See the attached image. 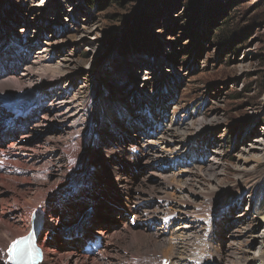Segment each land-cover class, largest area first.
<instances>
[{
	"label": "rangeland",
	"instance_id": "1",
	"mask_svg": "<svg viewBox=\"0 0 264 264\" xmlns=\"http://www.w3.org/2000/svg\"><path fill=\"white\" fill-rule=\"evenodd\" d=\"M42 48L46 59L35 65V77L32 67L29 80L18 81L25 68L22 59L32 60ZM13 64L23 68L6 78L2 74ZM47 65L64 72L58 86L18 91L37 76L49 79L51 74L43 71ZM6 81L0 85V167H10L12 154L20 164L9 169L15 174L1 179L0 187L14 194L19 205L36 201L31 198L35 192L45 195L69 183L66 191L76 193L82 184L98 192L88 226L113 231L127 264H171L169 257L179 258L177 248L183 245L188 262L180 260L182 264L246 259L261 264L264 0H0V84ZM60 99L72 100L70 113L81 110L73 130L63 126L64 116L56 118L57 112L50 111ZM27 107L26 120H11L13 110L20 113ZM158 127L164 128V136L171 131L172 141L184 142L179 144L178 152L185 155L178 165L167 164L171 154L149 162L137 147L130 152L137 137ZM93 159L98 167L91 173L101 163L105 167V178L97 185L82 175ZM183 160L195 165L190 174H180ZM114 169L128 174L133 187L147 186L146 195L141 192L140 214L133 211L132 220L123 209L128 197L118 192ZM161 173L169 176L163 184ZM82 196L73 199L79 212L85 210ZM10 198L3 197L0 212ZM175 203H184L186 213L180 216ZM162 211L171 215L159 221ZM197 216L204 222H197ZM185 225L190 233L182 238L187 240L163 245ZM155 227L166 234L156 235L153 248L158 254L128 248L132 234L155 237ZM75 245L89 261L99 253L86 255V244Z\"/></svg>",
	"mask_w": 264,
	"mask_h": 264
},
{
	"label": "bare ground",
	"instance_id": "2",
	"mask_svg": "<svg viewBox=\"0 0 264 264\" xmlns=\"http://www.w3.org/2000/svg\"><path fill=\"white\" fill-rule=\"evenodd\" d=\"M45 53L46 52L42 48V49H39V52L35 53V56H34V58H32V60L28 61V57H25L22 59L23 61L26 60V62L24 64L25 68L23 70L24 73L21 74V79L18 81H22L23 78L29 80V78H30L29 71L32 67H34L35 70L31 73L35 77V71L37 69V66H35V65L38 63V61L40 62V58H42L45 61V59H46L44 57ZM20 63H24V62H20ZM68 64L69 63H67L65 60L63 63V66L68 68ZM58 66L60 67V64H58ZM63 66L61 65V67H63ZM59 67L56 66V68H55V67L47 65L46 67H44L43 71H46V72L51 74V76H47L49 79L45 78V75L44 76H37L36 75L37 78L33 84H31L32 82L23 83L25 85L24 89L21 90V88H19L18 91L19 92L22 91L23 93H25L28 90L35 92V91H38L40 88L41 89L45 88L47 90L53 89L52 87L55 88L56 86H58L60 84V81H62L61 76H63V74H64L63 71H60L61 69L60 70L58 69ZM22 68H23V66L19 67L18 65L13 64V66H11V68H10V71H9V69H7L4 72V74H2V75L6 74V78H7L9 74L13 75V73L17 69L20 70ZM39 74H41V73H39ZM10 78H12V77L10 76ZM37 79H38V81H37ZM28 80H26V81H28ZM18 81H17V84L19 85L20 83ZM24 81L25 80H23L22 82H24ZM4 83L6 84V83H8V81L3 82L0 85H4ZM3 92H4V90H3ZM32 95H34V93ZM26 99H27V97H26ZM70 101H64V99H60L59 101L53 103V105H54V106H52L53 109H50V111L51 112H57L55 114L56 118H60L61 116H64L61 118L62 119L61 122L63 123V126L69 127L70 130H73L72 128L75 127L76 119L78 118L81 110L76 111L74 113H70V107L69 106H70V103H72V100H70ZM29 102L30 101H28V100L26 101V106H28ZM50 103H52V102H50ZM83 109H85L84 106H83ZM62 110H64L65 112L64 111L62 112ZM19 114H22L20 116H22L26 120V116L28 115L27 112H22V113L20 112ZM45 116H48V115H45ZM149 117L150 118L152 117L151 119L155 118V117L151 116L150 114H149ZM138 119H141L143 121L141 116H138ZM148 125L152 126V123H150V124L148 123ZM118 127L122 128V125H118ZM170 133H171V131H168L167 134L165 133V136H164V128L163 127L155 128V130H153V128H152L150 132H147L145 135H143L139 138L137 137V139H139V142H137V140H136L134 145H131L130 147L128 146L130 148V152L134 154V152L137 151L135 149V147H137L140 150L141 156L144 159H149V162H153V160L156 161L158 159L163 158L165 155L171 154V155H173V157L171 159H169L170 162H168L167 164L168 165H171V164L174 165V164H176V162L177 163L179 162L178 159H180L181 157H184V155H185V151L183 154L178 152V150L181 147V145H179V144H183L184 142L179 141V138H178L177 142L175 141L176 142L175 143L174 141H172V136L170 135ZM154 136H155V138H153ZM166 137H168V139ZM172 146H177V148H172ZM13 147H14V145L10 146V148H13ZM111 152H113V150ZM10 157L13 158L12 160L7 162V164L10 167L9 168L0 167V181L3 178H5V179L12 178L14 176L15 172L10 171L9 169L11 167H15V166L20 164L19 159L17 158L16 154H12ZM20 160H21V162L24 161L23 157ZM96 160L97 159L92 160V162H91L92 165L95 164L93 162ZM185 161L183 160V161H180V163H179V164L183 163L182 165H183V169H184L181 171L180 174H190V172H191L190 167L195 166L193 164H191V166L190 165L188 166V164H187L188 162H185ZM199 161H200V159H199ZM104 162L106 163L107 161L105 160ZM176 165H178V164H176ZM207 166H209V165H207ZM103 168H105V167H103L102 163H101L96 172L91 173V172H89V170H84L82 175H86V176L91 177V180L94 183L93 185H97V183H100L101 180L105 178L103 176V174L101 173V170L103 171ZM163 169H164V171H166V169H167L166 163L163 164L162 171H163ZM198 172L201 173L202 171L199 170ZM113 173L115 175V181L117 183L118 192H120L121 195H125L128 197V199H126L127 205H123V209L125 210L126 213H128L129 216H131V220H132V217L134 216L133 211H136L137 216L140 214L138 209H139V207H141V201L144 198L141 196V192L143 193L142 195L145 196L146 192H147V186H141L140 185V186L133 187L132 186L133 182L126 179L128 174L125 173L122 175V174L118 173L116 169L113 170ZM131 176H134V174H131ZM172 177L173 176H171V178ZM167 178L169 179V176L162 175V173H161L158 177V179L160 181L159 183H161L162 181L166 182L168 180ZM172 179H170V180H172ZM65 180H66V182L69 181L68 178H65ZM161 184H163V183H161ZM69 185L70 184L68 183L66 186H60L59 189H53L52 190V188H51L49 190H46L45 193H47V194H45V195H42L41 194L42 192L41 193L35 192V194L32 195L31 198L32 199L36 198L37 200L34 201L33 203H30V204L24 203L22 205L18 204V198L16 199L14 197V194H11L7 190H5L3 187H0V204L2 203L4 196H7L9 194H10V196H12V198H10L11 199L10 204H8L7 208L2 209L3 211L0 212V264H7L6 263L7 255L5 254L6 251L9 249L11 243L14 240H16V239H18V238H20L26 234V232L29 229L31 216L33 215V213L38 208H40L45 213L46 219H47L45 222L46 223L45 225L47 226L46 231H44L43 241L41 242V248H42V251L44 254V259H43L42 264H61V263L66 264V262L68 264H127V261L123 259L124 254L119 252L120 248H118L117 245L114 243V240L116 241V236L114 235L113 231L111 232L109 230V228L103 227L102 225L98 226L99 228H95L93 230L90 228V225L88 226V224H89L88 223V219H89L88 213H89V210L91 208H94V206H93L94 200H95L94 197L98 196V192L95 190H91L90 188H87L86 185L77 184V187H78V189H80V192L76 194L75 191H66L69 188ZM132 188H134V190H133V194L131 197L129 195L131 193ZM235 188H236V186H235ZM183 189L184 188H182V189L180 188L177 190L179 192L183 193L182 192V191H184ZM25 190H30V187H25ZM30 192H32V191H30ZM239 192L236 191V193H239ZM191 194H192V196H194L196 193H193V191H192ZM214 194H215V192L212 193L211 195H214ZM39 196H40V199H39ZM75 196H78V197L82 196V198H85V200H83L85 203L83 209H85V210L79 212V209L74 208V206H76L74 201H73ZM195 196H199V194H196ZM180 202L181 201H179V202L176 201V203H180ZM131 203L135 204V206L133 208L131 207ZM176 203H175L176 211L181 214L180 216H182L184 213H186V211L184 209V203H182V205H179ZM216 204H218V202ZM170 215L171 214L169 211H162L160 219H158V220L161 221V218L163 216L169 217ZM198 220L204 222L203 219H200L197 216V222H198ZM162 222L165 223V220H163ZM192 222H196V221L193 220ZM258 222H259V224H264V215L259 216ZM1 226H5L4 228H6V229L4 230V228H2ZM95 226H96V224L94 225V227ZM62 227H64V228L57 231L59 228H62ZM87 227H89V228H87ZM8 229L10 230V233L5 235L4 232H7ZM83 229H84L83 238L81 237L80 240L78 239V240L72 241L73 242L72 244L70 242H67V241H69V238H74L78 233L82 232ZM181 230H183V231H181ZM56 232H58V233L56 234ZM153 232H154L153 236H155V237L150 236V237L145 238V239L143 237H141V235H139L138 233L132 234L129 238L130 244H129L128 248L134 253L136 252V253L140 254L143 252H145V253L154 252V253L158 254L157 251H154L153 246H154V244H157L156 240H158V237L163 238L166 234L162 233V231H160V230H157L156 227L153 228ZM188 233H190L189 226L185 225L184 227L173 231L169 236V241L168 240H165V241L161 240V241H163V245H165L166 243H171V244L176 243L178 240H180V241L181 240H187V238L183 239L182 236H184ZM190 236H191V234H190ZM193 238L196 240V237H193ZM90 240L91 241L98 240L100 242V248L96 252V253H98V252L99 253H98L97 257H95L91 261H89L88 258L82 256L81 253L77 250L76 245H75V244L79 245L81 243L86 244ZM134 242L137 243V246L134 245ZM147 245H149V246L147 247ZM183 246H180L179 248H177V252H178L177 257H179V258H174L175 261H173V257L172 256L169 257V259L171 258L170 260L172 261L171 264H182V262H184V263L188 262L187 258L185 257L186 256V250H185L186 247L183 248ZM219 248H220V246H219ZM151 249H153V251H151ZM70 254L72 256L75 255V258H71ZM91 255H94V254H91ZM259 258L262 261L261 264H264V237H263V241H262V252L258 256V259ZM237 259H239V258H237ZM221 260H222V258H220L218 260V262H220ZM248 260L249 259L243 260L240 263L241 264H248ZM240 263L236 262V264H240ZM258 263L260 264V260ZM225 264H230V262L228 263V261H225Z\"/></svg>",
	"mask_w": 264,
	"mask_h": 264
},
{
	"label": "snow or ice",
	"instance_id": "3",
	"mask_svg": "<svg viewBox=\"0 0 264 264\" xmlns=\"http://www.w3.org/2000/svg\"><path fill=\"white\" fill-rule=\"evenodd\" d=\"M21 243H23L22 240H17L13 242V245L9 248V252H12L14 249H16Z\"/></svg>",
	"mask_w": 264,
	"mask_h": 264
},
{
	"label": "water",
	"instance_id": "4",
	"mask_svg": "<svg viewBox=\"0 0 264 264\" xmlns=\"http://www.w3.org/2000/svg\"><path fill=\"white\" fill-rule=\"evenodd\" d=\"M11 103H12V102H11ZM97 167H98V165L95 163L94 165H91V167H89L87 170H89V172H90V171H94V170L97 169Z\"/></svg>",
	"mask_w": 264,
	"mask_h": 264
},
{
	"label": "trees",
	"instance_id": "5",
	"mask_svg": "<svg viewBox=\"0 0 264 264\" xmlns=\"http://www.w3.org/2000/svg\"><path fill=\"white\" fill-rule=\"evenodd\" d=\"M152 7H153V9H155V4L153 3L152 5H151ZM145 13H148L147 11H145ZM145 13H144V16H143V18H147V15H145Z\"/></svg>",
	"mask_w": 264,
	"mask_h": 264
}]
</instances>
